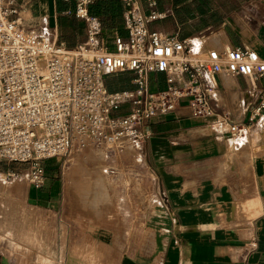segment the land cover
Returning <instances> with one entry per match:
<instances>
[{"label": "built area", "instance_id": "1", "mask_svg": "<svg viewBox=\"0 0 264 264\" xmlns=\"http://www.w3.org/2000/svg\"><path fill=\"white\" fill-rule=\"evenodd\" d=\"M62 1L74 2V15L86 26L85 41L74 49L47 23L40 34L24 25L19 0H0V160L28 165L30 187L42 189L44 163L74 149L142 148L151 121L182 106L194 119H213L212 129L236 140L264 115V88L255 89L264 78V59L257 52L151 31L149 24L165 17L154 0H148L147 15L137 0H123L127 38L114 36L110 47L101 20L89 10L96 0ZM124 74L134 76L135 88L109 91L106 78ZM159 74L166 78L164 90L152 86ZM220 74L249 81L246 93L258 105L248 124L214 107L210 78ZM15 176L10 171L6 178Z\"/></svg>", "mask_w": 264, "mask_h": 264}, {"label": "crops", "instance_id": "2", "mask_svg": "<svg viewBox=\"0 0 264 264\" xmlns=\"http://www.w3.org/2000/svg\"><path fill=\"white\" fill-rule=\"evenodd\" d=\"M121 25L105 30V39L113 46L114 36L127 38L123 0ZM162 19L149 24L151 31L180 39L208 38L216 48L235 46L253 50L264 59V1L256 0H154ZM74 5L60 10V6ZM144 15L148 0H137ZM41 25L59 30L61 16L74 15V2L50 0L42 8ZM76 34L66 46L77 47L86 38ZM131 81L134 76L127 75ZM153 89H166L165 75H153ZM216 88L214 107L231 120L248 124L258 100L249 98L250 86L243 77L220 74L210 78ZM255 89L264 88V78ZM131 85L125 90H133ZM212 120L194 119L182 106L173 114L153 119L143 143L159 181V193L165 204L167 227L158 231L150 252L143 257L123 256L118 264H264V116L250 125L245 136L248 146L235 147L230 135L209 126ZM13 163L0 160V179L6 178ZM43 197V198H42ZM42 198V199H39ZM31 208L51 210L59 207L52 183L44 191L28 187Z\"/></svg>", "mask_w": 264, "mask_h": 264}, {"label": "rangeland", "instance_id": "3", "mask_svg": "<svg viewBox=\"0 0 264 264\" xmlns=\"http://www.w3.org/2000/svg\"><path fill=\"white\" fill-rule=\"evenodd\" d=\"M49 3L19 0L23 24L40 34L41 11ZM127 78L107 77L120 84ZM230 139L235 147L248 146L245 137ZM44 165L47 182L39 191L52 180L60 202L54 213L25 205L42 202L27 199L28 165L14 163L16 176L0 179V203L8 194L27 209L10 215L13 220L0 219V264H118L123 256L147 255L157 232L167 227V202L143 146H89Z\"/></svg>", "mask_w": 264, "mask_h": 264}, {"label": "trees", "instance_id": "4", "mask_svg": "<svg viewBox=\"0 0 264 264\" xmlns=\"http://www.w3.org/2000/svg\"><path fill=\"white\" fill-rule=\"evenodd\" d=\"M66 8L73 9L74 5L70 4L68 6V4L65 5L64 3V6L61 5L59 9L63 10ZM89 10L92 15L101 20L105 30H112L121 25L123 15V5L121 0H96L90 6ZM59 30L64 31L61 35V40L68 43L75 39L77 33L82 34L83 27L77 23L75 15H71L70 17L61 16ZM67 47L70 49L76 48H72L71 46ZM127 75L128 74H124L121 76L128 77ZM117 76H114V78ZM105 82L109 91H117L116 89L125 90L131 85V79L129 77L127 78V81H123V84H120L119 82L116 83L114 80L109 81L107 78Z\"/></svg>", "mask_w": 264, "mask_h": 264}, {"label": "bare ground", "instance_id": "5", "mask_svg": "<svg viewBox=\"0 0 264 264\" xmlns=\"http://www.w3.org/2000/svg\"><path fill=\"white\" fill-rule=\"evenodd\" d=\"M7 197V199H6ZM2 199H5L3 201V203H0V219L3 220V222L5 221V218H11L9 217L10 215H18L19 213H22V214H26L25 211L27 210L26 207H20L19 206V203L11 196H9L8 194L5 195V198H2ZM24 206V205H23ZM13 218V217H12ZM11 218V219H12ZM15 218V216H14ZM10 220V219H9ZM13 220V219H12ZM15 220V219H14ZM17 220V219H16ZM20 220V219H19ZM2 222V223H3ZM8 222V221H7ZM7 224V223H6ZM15 225V223H14ZM18 225V224H17ZM7 227V226H5ZM4 227V228H5ZM1 228V227H0ZM50 243V242H49Z\"/></svg>", "mask_w": 264, "mask_h": 264}]
</instances>
